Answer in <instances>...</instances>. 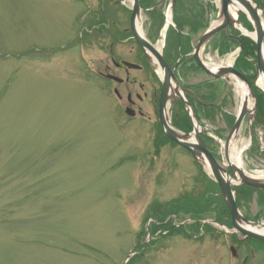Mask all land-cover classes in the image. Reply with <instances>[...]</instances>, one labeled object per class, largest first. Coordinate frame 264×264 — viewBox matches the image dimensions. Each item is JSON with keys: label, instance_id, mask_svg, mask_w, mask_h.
I'll return each instance as SVG.
<instances>
[{"label": "rangeland", "instance_id": "374dc122", "mask_svg": "<svg viewBox=\"0 0 264 264\" xmlns=\"http://www.w3.org/2000/svg\"><path fill=\"white\" fill-rule=\"evenodd\" d=\"M217 1L185 0L188 12L183 13L198 15V7L192 8L198 4L207 22L215 24ZM258 2L264 7V0ZM111 3L0 0V264H125L136 243L128 264H238L225 243L203 228L186 226L185 237L145 229L160 220L153 215L145 221L147 215L163 214L162 206L183 195L197 196L203 206L194 200L192 211L214 220L208 207L217 190L180 146L167 143L155 154L154 139L160 135L153 94L160 85L141 62L136 44L123 42L129 36V9ZM141 21L147 37L144 13ZM157 46L163 49V40ZM113 60L143 70L117 68ZM209 60L204 58L210 66L216 62ZM100 72L124 83L103 79ZM189 73L185 83L210 81ZM224 82L230 100L223 113L235 118L237 81ZM128 95L137 119L124 113ZM222 118L217 114L214 122H203L224 139L233 119ZM248 129L247 119L233 146L247 147L244 169L264 180V133L256 129L257 149L250 153ZM212 148L226 164L221 146ZM260 209L252 202L245 213L255 217ZM189 217L166 220L180 224Z\"/></svg>", "mask_w": 264, "mask_h": 264}, {"label": "water", "instance_id": "95a60500", "mask_svg": "<svg viewBox=\"0 0 264 264\" xmlns=\"http://www.w3.org/2000/svg\"><path fill=\"white\" fill-rule=\"evenodd\" d=\"M240 1L244 8L248 10V12L252 15L253 26L257 33V59H258V75L262 74L264 76V59H263V45H264V29L262 27L261 19L258 15V11L261 10L260 6L253 0L255 4V8L251 7L248 3L243 0H221V11H220V23L214 28H211L207 33L200 39L198 42L193 56L195 58L196 64L208 75L216 78H222L224 76H233L238 81L245 84L249 90V94L254 100L253 110L248 109V105L246 102H242L240 112L236 118V122L231 129L226 142L224 144V156L227 162V167L230 169L231 173L236 177L238 183L235 184L228 171L222 167L212 153L207 149L206 145L202 141V136L205 132L202 130V127L196 120L194 110L189 106L186 100L183 97V94L189 93V91L182 89L175 74L174 70L169 67L167 62L164 60L162 53H160L153 45H151L145 38H143L136 29V22L140 18L141 8L139 0H133V8H132V17H131V29L134 35V38L141 49L144 51L147 59L152 64V58L154 57L157 61L158 67L164 73V79L162 81V90L159 101V122L164 131V134L174 143L179 145L180 147L187 150L194 159L200 164L201 167L203 165L208 166L210 170V174L212 175L214 181L219 185L221 194L225 201V204L229 210L233 230L232 233H238L245 239L251 238L261 242H264V235L253 232L251 230L246 229L245 227H254L259 226L258 224L252 223L248 221L239 211V208L236 203L234 187L236 186H250L255 189L264 190V180L257 179L248 175L243 169L233 165L229 161V148L233 141H235L239 135L241 126L243 124L244 119L249 116V119L252 120L254 114L257 109L258 101L255 95L254 89L251 84L248 82L246 77L238 72L236 69L229 68H220L218 70L212 71L203 63L200 58V52L204 48V46L219 32L226 31L228 27H235V21L232 19L230 14V7L234 4V2ZM176 0H172L173 8L175 6ZM241 45V42H240ZM124 65L129 69H139L138 66L124 63ZM110 79L121 83L122 81L115 78L109 77ZM116 94L118 92L116 91ZM178 97L184 102V105L188 110L191 111L190 119L193 126V132L190 134H183L173 128L171 126L169 119L167 117V110L169 103H173ZM126 113L129 116H134V112L130 109L126 110ZM194 121H196V125H194ZM129 258V257H128Z\"/></svg>", "mask_w": 264, "mask_h": 264}, {"label": "trees", "instance_id": "16d2710c", "mask_svg": "<svg viewBox=\"0 0 264 264\" xmlns=\"http://www.w3.org/2000/svg\"><path fill=\"white\" fill-rule=\"evenodd\" d=\"M150 2V1H148ZM152 3V4H151ZM151 3H147L146 0H141V6L145 9H149L151 7H153L155 4L153 2ZM151 15H153V19L159 24V27L162 25L163 23V17L162 14L160 12H151ZM180 21V22H179ZM177 21V28L181 31H183V29L187 26H190V23L188 21H186L185 19H181ZM241 21L243 22L244 26L248 29H251L250 24L243 18H241ZM197 25V24H196ZM195 24L191 26V32L196 33L197 32V26ZM199 26V25H198ZM238 35V34H237ZM242 43H243V48L242 51L238 57V59L236 60L235 63V68L238 69L240 72L244 73L248 80L251 82V84L254 87L255 93L258 97V117L259 119L264 118V94H262L255 86H254V80L256 78V73H255V67L253 66V63L250 61L251 59L255 58V52H256V46L255 44L248 38H241ZM226 51H230L231 49H233L237 44L236 41L232 40V39H227L226 40ZM180 47V52L182 54H187L190 53L192 51L191 48V44H190V38H186L183 36H180L175 33L174 31H172L169 34V37L167 39V49H172L173 52H175V59L176 60L178 58V49ZM207 99V100H206ZM206 99L203 98V100L207 101L208 103H215L212 100H210V97H207ZM190 103L195 105L194 100L189 99ZM196 106V105H195ZM202 106V105H200ZM182 105H181V109H182ZM200 109H207L208 115L211 117V120H214V116L216 115L217 111H218V107L215 106H206V107H200ZM198 116V113H197ZM199 117V116H198ZM212 120V121H213ZM234 120L232 121V125H233ZM174 124L179 127L182 128L186 131H190L191 130V126L189 123V118L186 114H183L181 116H179L177 119L174 120ZM161 135L162 132H161ZM163 139L161 138H157L155 145L157 148L163 146L164 144H166V142H169V140L163 135ZM217 188V187H216ZM219 191V190H218ZM237 192V199H238V204L240 205L239 199L241 200H245L248 201L251 199V197L253 196L254 192H256L255 189L249 188V187H243V188H237L236 189ZM201 199V198H200ZM199 199V200H200ZM217 199V198H216ZM213 200L212 203H210V205L212 204V206L214 208H216L217 210L220 211V215L223 216L222 214H225L226 216H229V213L223 203V200L221 199V201L219 200ZM197 207L203 206V203L201 205V203L197 200ZM192 203V206H190V204ZM194 204V199L192 198H188L186 196H183L181 198H178L176 200H173L171 203L162 206L165 208V211L163 214H161L160 211L155 210V212L153 213L154 216H158L160 218V220L158 222H160L161 225H155L154 226V232H156L159 229H163V230H167L170 235L179 233V230L176 229L174 227V225L172 223H170L171 221H166L167 218H169L170 216H175L178 212V210H181L183 213H194L195 215H199L198 211L197 212H193L192 211V207ZM209 206L208 208L212 207ZM205 208V207H204ZM152 215V216H153ZM138 257V256H137ZM136 257V258H137ZM133 262V260H132Z\"/></svg>", "mask_w": 264, "mask_h": 264}, {"label": "bare ground", "instance_id": "6f19581e", "mask_svg": "<svg viewBox=\"0 0 264 264\" xmlns=\"http://www.w3.org/2000/svg\"><path fill=\"white\" fill-rule=\"evenodd\" d=\"M243 1H245L246 3H248L249 5H251V7H254V5L252 4V0H243ZM217 3H219V2L217 1ZM244 11L247 13V15L249 16V18H252L251 13L248 12L244 8V6L242 5V3L240 1L234 2V4L230 8L231 16L234 19H237L238 16L240 15V13H242ZM258 15H259V17H261V13L260 12H258ZM168 23L169 24L171 23V15L168 16ZM262 25H263V29H264V21H262ZM237 27L239 29H241L244 34H246L249 37H251L253 40H256L257 39V33L256 32L250 34L247 31H245L242 26L237 25ZM137 30H138V32L141 35L144 36V33H143L142 28H141V23L140 22L137 23ZM263 59H264V51H263ZM153 64L157 67V72H158L159 77L161 79H163L164 73L162 72V70H160L158 68L157 61H156V59L154 57H153ZM231 64H232V60L229 59L228 62H227V65L228 66H231ZM256 85L260 89L264 90V76L262 74L257 79ZM235 90H236V93H239V96L241 98V103L242 102H246L247 105H248V109L251 110L252 107H253V105L251 104V98H250V94H249V90H248L247 86L245 84H243L242 82L241 83L237 82V84L235 85ZM238 112H239V110H238ZM238 112H237V114H238ZM195 124H196V122H195ZM234 142L235 141L232 142V144H231V146L229 148V154H228L229 161H230L231 164H233V165H235V166H237V167H239L241 169H244L243 168V164H242V154H243L244 150L247 147H245L243 149H240V150L239 149L237 150L235 148V146H233L234 145ZM205 169L208 172V166L205 165ZM232 182L235 183V184L238 183V181H236V180L235 181H232ZM246 229L264 235V228H259V227H246Z\"/></svg>", "mask_w": 264, "mask_h": 264}, {"label": "flooded vegetation", "instance_id": "af4514ba", "mask_svg": "<svg viewBox=\"0 0 264 264\" xmlns=\"http://www.w3.org/2000/svg\"><path fill=\"white\" fill-rule=\"evenodd\" d=\"M261 6H262V4H261ZM114 24H117V23H115V21H114ZM129 26H130V21H129ZM125 31H126V29H124V32ZM126 32L129 33V35H132L131 30L128 29ZM132 38L133 37L128 36V38H126L123 42L130 41V40H132ZM112 49L113 48H111V51H112ZM131 50L133 51V49H131ZM136 51H137L136 52L137 55L141 56L139 47L137 45H136ZM168 54H169L168 52L165 54L166 60L169 63L170 62L172 63L173 59H174V54L173 53H171L169 55ZM176 63H177V60L175 62H173L171 64V66L174 67V65ZM113 64L115 66L117 65L114 60H113ZM118 68H120V67H118ZM184 69L185 68L182 66V61H180V63L176 66V72L178 73V76H181L180 72H182L181 70H184ZM185 71H187V70H184V72ZM126 83L135 84L136 82L135 81H130L129 79H126ZM128 98H130V95L128 96ZM153 101H154V105H153L154 116L157 119V115L155 113V109H156V106H157L155 98H153ZM134 105L135 104L132 103V107L133 108H134ZM139 116L141 118L145 117L144 114L141 113V111L139 113ZM263 124H264V121H263ZM222 221L225 222V223H228V219H223ZM221 240H222L223 243H225V241H228V240L229 241H234V242L236 241L235 249H237V251H238V255H236V259L237 260H242L241 264H264V245L263 244L257 243V242H254V241H250V240H246L245 242H243V238L241 236H239V235H236V234L231 236V237H228V238H225V237L222 236ZM252 252H256V255H252Z\"/></svg>", "mask_w": 264, "mask_h": 264}]
</instances>
